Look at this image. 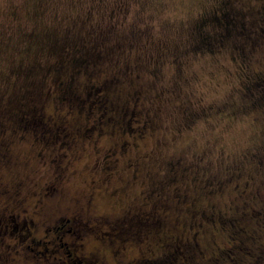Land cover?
Instances as JSON below:
<instances>
[{
	"label": "rangeland",
	"instance_id": "1",
	"mask_svg": "<svg viewBox=\"0 0 264 264\" xmlns=\"http://www.w3.org/2000/svg\"><path fill=\"white\" fill-rule=\"evenodd\" d=\"M263 11L264 0H0V120L9 117L22 97L49 112L57 103L59 82L70 79L79 91L92 75L104 81L101 90L111 107L103 111L95 139L94 131L84 140L78 137L75 152L74 147L67 148L71 154L61 161L64 174L59 192L50 197L60 210L56 219L68 228L67 207L77 203L72 197L86 191L93 195L90 215L107 217L136 202L138 189L146 185L155 182L167 191L160 200L163 207L154 208L162 212L154 231L147 224L138 238L129 233L117 250L115 240L108 241L113 231L108 235L97 231L96 239L89 228L82 233L85 248L94 245L103 264H117L113 251L117 260L143 257L147 263L146 259L163 253L158 240L191 227L193 210L210 201L224 208L231 196L229 186L209 198L197 193L205 175L223 178L232 168L241 167L247 196L256 191L264 195V167L255 163L264 157ZM203 25L209 27L204 38L198 31L204 30ZM255 75L262 80H254ZM64 112L68 129L83 120L74 102L64 101L60 119ZM89 116L95 119L96 112ZM143 118L149 119L145 127H141ZM128 126L134 131H126ZM49 129L43 123L41 129L35 125L32 130L7 132L11 162L2 167L1 177L8 183H23L25 202L34 200L32 189L36 193L37 186L48 184H43L50 157L45 142L56 134ZM121 139L127 143L120 149ZM112 147L114 152L105 151ZM103 152L108 154L104 160ZM171 163L179 165L174 174L167 170ZM111 183L120 185L116 197L109 195ZM182 194H186L183 199L178 196ZM79 203L86 205L85 200ZM8 214L0 230L5 229L4 223L9 230L18 222L14 212ZM243 224L254 227L252 233L258 237H246L245 243L264 244V224L257 229L250 216L243 218ZM165 227L168 230L162 231ZM10 237L6 234L3 240L9 242ZM212 240L219 245L226 241L217 224L205 227L199 238L203 256L185 259L183 264H232L238 249L211 258ZM145 247L150 254H145ZM263 247L253 249L255 264H264ZM39 249L43 250H34ZM180 255L187 252L178 251L174 264L180 263ZM47 257L40 260L42 264L58 263L59 259L51 262Z\"/></svg>",
	"mask_w": 264,
	"mask_h": 264
},
{
	"label": "flooded vegetation",
	"instance_id": "2",
	"mask_svg": "<svg viewBox=\"0 0 264 264\" xmlns=\"http://www.w3.org/2000/svg\"><path fill=\"white\" fill-rule=\"evenodd\" d=\"M221 6H226L225 1H221ZM219 11L221 12L222 9H220ZM263 14L264 11L261 14V21L264 22V18L262 19ZM208 29L209 27H207V32ZM256 79L262 80L261 76L255 75L254 80ZM96 80L97 83H95V85H103V80ZM256 81H253V83L256 84ZM245 87L247 88V86ZM130 115L132 116V114ZM76 117L77 115H75L74 118ZM57 119L59 120L60 117L57 116ZM143 119L144 124L141 126L145 127V123L148 122L149 119ZM63 120L66 121L65 118ZM46 123H48V125L52 123L49 122V116ZM72 127H74V125ZM62 128L66 131L67 124H65ZM76 130L78 132L77 128ZM76 130L69 129V133H63L62 138L65 139L64 147L61 143L60 146L57 145L56 149L54 147L53 151L52 146L48 148V154L50 155V157L48 161L49 164L47 171H45L48 178L46 181H43V184L45 182H48V184L44 186L41 183L39 188L37 186L36 193L34 189L31 190L30 194L32 196L35 194V198L32 202H25L22 199L21 185H23V183L18 182L15 185L12 193L9 194L10 207L14 211L15 215L14 222L17 218L18 222H15V224L12 225V227L10 228L11 230H7V225L4 223L5 229L0 230V264H42L43 262H41L40 260L48 259V257H40L45 254H48L50 256L51 262L55 261V259H59L58 261L56 260L58 262L56 264H103L104 261L97 257L99 256V252H97V248L94 245H92L89 250L85 248V245L82 242V233L84 231H87L88 228L90 229L88 231H92V233L101 231L102 228L106 225L112 228L110 224H117L119 222L126 223L125 218L128 219V217H131L132 211H130V209L127 210L128 212L125 211L126 214H124L123 217H119L118 214H115L112 217H106L102 213L93 214L91 216L89 213L88 205L93 195L89 191H86L85 193H81L78 196L79 201H77L78 197H72V200L77 203L74 206L72 205L70 207H67V213L70 214V217H66L64 221L65 224H69L68 228H64V224L56 219V213L60 210L57 209L56 205L53 203V197L51 199L50 197L51 195L53 196L55 193L59 192V187L61 184V181L59 182V180L64 174V170L61 168V161L63 159L67 161V159L69 158V151L67 148L71 147L70 143L73 141L74 133H76L74 131ZM97 136L98 135H96L95 138ZM124 142V139H121L118 145L120 149ZM58 147H63V149L58 150ZM96 149L97 148H95V150ZM105 151H108L109 153L114 152L113 148L106 149ZM104 152L101 155V158L103 160L108 155ZM52 155L54 157H52ZM39 156H41V154H39ZM51 162H54L53 166L55 167L52 170ZM255 163H261L264 167V157L262 158V160L260 158L255 159ZM129 164H132L135 167V164H133L132 162H130ZM172 164H174L175 168H178L179 166L175 163ZM221 184H223L222 187L220 186ZM152 185L153 184L146 185L145 188L141 189L142 191L140 190V193L144 194L143 198H148V200L143 201L141 206H139V212L146 213V215H148V212L147 210H143V207L153 208L154 206L156 207L158 205H161L162 202L160 200L166 196H158V199L155 200L151 199L152 187L155 186V182L154 185ZM118 186L119 184L117 183H111V187L113 188ZM226 186L230 187L231 196L227 204H225V207L223 208L221 207V205H217L216 203L210 201L208 203L205 202L199 209L196 208L197 210H193L194 214H192V219L190 218L191 227L187 228V234L182 235L181 233L179 235V238L175 239L173 243H175L177 247L182 245L184 246V248L187 247V245L191 244V242H194L195 245L197 233L195 229L199 226H202L201 222H196L193 219L195 213L198 212L200 218H202L203 220H209V222H212L211 225L215 227L217 224L218 229L221 230V232H225L226 241L222 243V245H219L220 243H217L214 240L211 241L210 246L212 247L213 252L217 254H225L226 251L233 253L234 250L232 249L237 248L238 252L236 253L234 251L236 255L233 258V260L236 261V264H255L257 263V260L253 258V252L250 251L253 250V247L256 248V246L261 245L262 243H258L256 246L245 243L244 240L246 239V237H248V239H257L258 237L252 233L254 227L247 229V227L243 225V218L246 216L252 217L254 219L255 226H257V229L262 228V225L264 224V195L256 191L254 195L250 197L247 196L248 187L246 185V182H243V169L241 167L232 168L225 174V176H223V178L216 177L215 175H205L203 182H201L197 187V193H204L206 198H209L214 196L215 194L220 195L219 192L221 193V190ZM7 191L10 192L9 189ZM109 195L115 196L113 189L109 192ZM178 196L183 199L186 197V194ZM82 200H85L86 205L79 203ZM157 201H160V203ZM257 214L258 217L262 218V223L258 222V218L256 217ZM149 216H153V213H149ZM3 217L4 220H6L5 216ZM206 217H209V219H204ZM89 223H91L92 225H88ZM59 230L61 234H58ZM6 234L12 236L9 238L10 241L11 238L15 240H13L12 242H5L3 239L4 235ZM62 238H66L67 240L62 241ZM93 238L95 239L96 236L93 235ZM22 241H24V243L25 241H27V243L22 245V247L20 248L17 247V245ZM224 244H229V246H226ZM37 247H41L43 248V250H34ZM118 248L121 247L119 246L115 250H117ZM243 248H246V250H243ZM146 250L147 249H145V254H147L148 252ZM31 251H35L37 253V256L30 254L29 252ZM55 253H59L60 255L57 256V254ZM72 253H75L73 257ZM61 255L63 259L61 258ZM113 255H115V261L117 264H151V260L148 259H146L147 263H143V257H138L137 259L133 257L129 260L120 257V259L117 260L115 251H113ZM226 255L229 257V254ZM243 256L247 258H244ZM217 258L218 257L216 256L215 259ZM230 260H232V258H230Z\"/></svg>",
	"mask_w": 264,
	"mask_h": 264
},
{
	"label": "trees",
	"instance_id": "3",
	"mask_svg": "<svg viewBox=\"0 0 264 264\" xmlns=\"http://www.w3.org/2000/svg\"><path fill=\"white\" fill-rule=\"evenodd\" d=\"M222 15H223V12H222ZM203 23H205V22H203ZM203 26H204L203 27L204 30H202V31H200L201 27L198 28L199 34L203 38L208 37L209 36V31L207 32L208 26H205V25H203ZM74 58L77 59V57H75V56H74ZM79 60L83 61L84 59L80 58ZM54 69L55 70L58 69V66L55 67ZM91 82H93V83H91ZM95 83H97V80L94 77V75H92L89 79V84H87L84 89H81L78 91L77 88L73 85V83L70 82V79L67 82H65V81L59 82V89L57 92V100H56L57 103H55V105H53L51 111L45 112L43 110V108L41 107V105L27 101L25 99V97L24 98L22 97V99L18 102V105L15 108L13 107V110L9 113V117H5L4 119L0 120V225H2V222L4 221L3 216H5V218H6L8 215V212H10V211L14 212L12 210V208L10 207V201H9L10 195L9 194L12 193L13 189L15 188V185L18 183V182H14V181L8 183L7 181L2 180V177H1L2 167H5L7 164H9L11 162V158H9V154H8V148L9 147H7V145L9 144V139L6 137L7 132L9 131V133L10 132L15 133L17 131H25V129L26 130H28V129L32 130V128H34L35 125H39L40 129H41L43 126V123H44L50 128L49 131L51 129H53V131L56 133L54 135L51 134L49 142H45V144H48L47 146L49 148L52 146L53 147L52 149H54V147L56 149L57 145L60 146L61 143L64 147V140L65 139L62 138V135H63V133H69L70 132L68 128L66 129V131L63 130V128H62L66 124V121L63 120L65 118L66 112L62 113L61 119L59 121L56 122V119H57V116L60 117L59 108L64 103L65 100L69 103L74 102L75 106L77 108V111L79 112V114L81 113L82 119H83V120L81 119L82 121L77 123L75 128L72 126L70 127V129H72V130H74V129L76 130V128H77L78 132H79V134H78L77 130L74 131L76 133H74L73 141L70 143L71 148L74 147L73 149L75 152V141L78 139V137H80V139L88 138L89 135H91L94 131H95V136L100 134L101 128H98V125H99V122L101 121L100 119H101L102 113H103V111H108V112L111 111V107L109 106V102L107 104V96L104 95L103 90H101L102 86L100 84L95 85ZM91 96H92V98H90ZM98 110H100V111H98ZM94 111L96 112V117H95V119L93 118L90 120L89 115H90V113H92V116H93L95 113ZM99 114H100V116H99ZM130 114H131V112H129L128 121L132 119ZM48 116H49V122H52V123H50V125H48V123H46L48 120ZM84 118H85V120H84ZM143 124H144V119L142 120L141 125H143ZM130 127L131 126H128V128H126L125 130L126 131H134V127L133 128L131 127L132 129H130ZM95 136L93 137V139H95ZM58 138H59V143L57 145H55ZM53 140H54V142H53ZM124 141L125 142L122 144V147H125V145L127 143V139L126 140L124 139ZM73 143H74V146H73ZM92 144H94V141ZM94 146H95V148H97V146L95 144H94ZM68 153L71 154L70 150ZM39 157H41V156H39ZM52 157H54V156L52 155ZM102 166H103V168H107V164H105V161L102 162ZM168 168H167V170L171 174H174V172H176L175 170L177 169L174 167V164H172V163L170 165H168ZM119 187H120V185L118 187L113 188V192H114L115 196L110 195V197H116L117 196V193L119 192ZM143 188H145V187H143ZM8 189L10 190V192L7 191ZM140 190H141V188L138 189L137 194H136L137 201L133 202V204H128L126 207H124V209L120 210L121 212L120 211L118 212L119 217L120 216L123 217V215L126 214L125 211H127L128 209H130V211H132L131 217H128V219L125 218L126 223L119 222L117 224H110L112 226V228H110L108 225L104 226V228H107L109 232L104 231V228L101 231H98L102 235L105 232H106V235H108L111 231H113L112 232V238L108 239V241L115 240L117 247H119V246L123 247L122 241L127 240L129 238V236H130L129 233H135V238H138L140 236V229L142 227H144L147 224H150L149 228L152 229L155 225L157 226V224H159L158 221H160V219H161L160 216L162 213V212L160 213V209L157 212V211H153V210H155L154 209L155 206L153 208L152 207H150V208L149 207H143V210H147L148 215H146V213L139 212V210H140L139 206H141L143 201L148 200V198H145V199L143 198L144 194L140 193ZM148 192H149V190H148ZM166 193H167V191L165 190L163 185H160V184L155 185L152 187L151 199H153V200L158 199V196L159 197L165 196ZM152 195L156 196V197L153 198ZM131 199L133 200L134 198L131 197ZM134 200H136V199H134ZM157 202L160 203V201H157ZM134 203H137V204H134ZM130 205H132V206H130ZM160 206L163 207L162 204ZM154 212L156 215L154 214ZM149 213H153V216H149ZM193 219L196 222L199 221L202 223V226H199L198 228L195 229V231L197 232L195 245H194V242H191V244L187 245V247H185V248L182 245L177 247L175 245V243H173V241L175 239L179 238V235L178 236L175 235L173 238L172 237H166L167 239H161V241L158 240L159 244H161V247L163 249V253L158 255V256L154 255L153 257H157V258H151L152 259L150 261L151 264L162 263V262H157V259L163 260L164 261L163 264H170V263L173 264V263H175V261H173L175 259L174 256L177 254L178 251L187 252V255H183L182 258H181V255L178 257V258H181V260H180L181 264H183V261L185 259H188V258L191 259L194 256L196 258L198 257V259H200V257L203 256L202 248L199 245V238H201L202 233L205 231V227L208 228V225H209V227H213V225H211L212 222H209V220H203L202 218H200L198 212L195 213V215L193 216ZM204 219H209V217H206ZM128 224H131V225H128ZM155 228L156 227H154V229ZM154 229H152V230L154 231ZM164 230H168V228L165 227L162 231H164ZM183 234H187V228H186L185 232L182 233V235ZM93 235L96 236L95 232L93 233ZM66 240H67L66 238L63 239V241H66ZM149 244L154 245V244H156V242H150ZM125 245H126V243H125ZM260 246H264V244H261ZM145 249H148V247H145ZM253 249H254V247H253ZM250 252H253V258L256 259V251L252 250ZM29 253L34 255V256L35 255L37 256V253L35 251H31ZM148 253L150 254L151 251H149ZM211 254L212 255L214 254L213 256H211V258L215 259V256L217 253L211 251ZM47 256H48V254H45V255H42L40 257L45 258ZM244 258H247V257H244ZM214 259H213V261H215ZM229 261H230V258L228 259V262Z\"/></svg>",
	"mask_w": 264,
	"mask_h": 264
},
{
	"label": "snow or ice",
	"instance_id": "4",
	"mask_svg": "<svg viewBox=\"0 0 264 264\" xmlns=\"http://www.w3.org/2000/svg\"><path fill=\"white\" fill-rule=\"evenodd\" d=\"M232 264H236V261H235V260H233V261H232Z\"/></svg>",
	"mask_w": 264,
	"mask_h": 264
}]
</instances>
